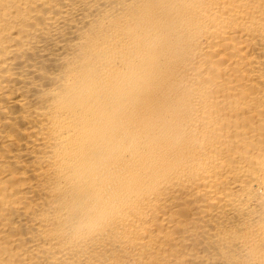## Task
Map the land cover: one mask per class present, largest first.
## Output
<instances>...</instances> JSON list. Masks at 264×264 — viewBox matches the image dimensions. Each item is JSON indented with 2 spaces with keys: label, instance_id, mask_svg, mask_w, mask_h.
<instances>
[{
  "label": "bare ground",
  "instance_id": "bare-ground-1",
  "mask_svg": "<svg viewBox=\"0 0 264 264\" xmlns=\"http://www.w3.org/2000/svg\"><path fill=\"white\" fill-rule=\"evenodd\" d=\"M0 264H264V0H0Z\"/></svg>",
  "mask_w": 264,
  "mask_h": 264
}]
</instances>
